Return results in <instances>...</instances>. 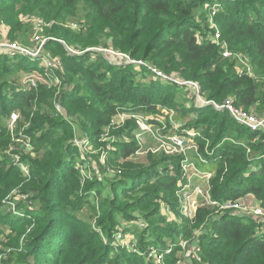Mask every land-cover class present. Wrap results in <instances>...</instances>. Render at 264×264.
Masks as SVG:
<instances>
[{"label":"trees","instance_id":"16d2710c","mask_svg":"<svg viewBox=\"0 0 264 264\" xmlns=\"http://www.w3.org/2000/svg\"><path fill=\"white\" fill-rule=\"evenodd\" d=\"M221 1L230 4L216 10L222 39L215 41L210 39L215 29L207 23L206 8ZM18 11L38 15L47 22L56 21L47 28L49 37L42 56L49 59L52 53H60L61 61L52 71H46V67L29 65L31 57L20 55L23 67L16 69L18 75L24 77L40 70L49 81L12 98L29 120L25 133L34 138L37 152L35 158L24 156L31 164V179L23 186L36 213L33 221L16 226L19 232H25L35 222L24 251L13 253L3 264L158 262L149 246L163 247L164 242L155 237L162 229L152 227L150 219L154 220L160 211L157 207L144 217L135 213L142 201L136 182L156 186L155 192H176L178 179L162 176L160 170H168L174 162L180 164L183 156H160L149 167H142L127 161L136 148L122 143L120 157L125 163L120 164L122 173L115 175L119 179L110 184L100 181L83 186L80 169L86 161L80 168L75 165L73 139L89 136L99 140L103 128L116 114L131 108L150 112L158 111L159 106L173 109L179 116V125L196 129L191 161L196 168L213 174L210 186L215 201L235 202L249 193L264 206V131L254 132L240 125L226 110L195 104L196 94L190 86L156 80L150 70L166 75L177 73L184 80L199 83L200 96L206 101L223 105L231 100L236 108L263 116L264 0H0V18L11 21ZM76 17H86L87 24L81 22L78 30L61 25ZM222 45L227 46L232 58L224 59ZM66 46L86 52L110 46L144 65L138 64L137 68L134 64H113L107 57L114 55L93 49L78 57L70 54ZM7 56L0 55L1 104L10 93L21 90L19 84L9 81L13 67ZM92 57L96 59L87 65L82 63ZM237 59L251 64L253 76L237 71ZM56 104L62 106L63 116L54 111ZM0 113L6 114L4 104ZM66 116L78 117L76 127L68 126ZM10 158L6 155L0 159V208L18 186L15 177L18 179L20 174L12 177ZM111 175L114 174L108 178ZM99 185L105 191L90 195ZM126 186L129 187L119 189ZM84 206L97 207L96 227L77 216ZM216 208L202 203L191 223L199 227ZM228 212L213 219V229L207 234L204 231L205 235L198 239L203 256L200 264H264V221ZM118 217L133 222V233L139 232V241L132 238L130 243L139 246L137 251L113 250V238L118 233H122L120 240L126 238ZM142 228L145 229L140 232ZM192 232L188 228L180 232V237L188 238ZM173 241L175 247L165 257L166 264H175L181 254L179 240ZM146 248L149 259L143 256Z\"/></svg>","mask_w":264,"mask_h":264},{"label":"rangeland","instance_id":"374dc122","mask_svg":"<svg viewBox=\"0 0 264 264\" xmlns=\"http://www.w3.org/2000/svg\"><path fill=\"white\" fill-rule=\"evenodd\" d=\"M232 1L230 0V2ZM227 4L230 3H227V1H221L214 5L211 4L206 8V17L209 16L212 20L211 23L207 19V23L209 24V26H217L220 29L219 15L218 13L216 15V10H220V8L224 7V5L226 7ZM17 10H20V7H18ZM81 22L87 24L88 20L86 17L70 18L67 21L61 22V25H63L65 28H70L71 25L77 24L80 27ZM213 22L215 24H213ZM55 23L56 21L47 22L45 19L38 15L24 13L23 11H18L15 18L11 21H7L5 18L2 17L0 18V44H15L20 48V50H28L31 53H34V51H36L43 45L45 39L47 40V38L49 37L47 34V28L52 27ZM199 39L201 40L202 37H199ZM210 39H212V36L210 37ZM221 39L219 41H221ZM225 47L227 46L222 45V49H224V51L226 49ZM66 49L70 54L78 57L85 55L88 51H104L107 54L114 55L113 58H111V56H106L107 59H109V61L113 64H134L137 66V68L139 66L138 64L132 62L134 60L129 58V56L114 51L110 46L90 48L89 50L87 49V52L85 50V52L78 50L73 46H66ZM43 51L44 47L42 46L41 56L43 54ZM2 54L8 55L7 57L11 58L10 60H7L13 67V70H11L10 74L8 75L10 76L9 81L19 84V89L21 90H17L14 93H10L12 95L6 96L3 103H0V107H2L3 104L6 107V114L0 113V159H2L3 156L9 155L11 157V164L14 167L12 169V177H15L16 175L20 174L18 176V179L15 177L18 186L15 188V190L12 191L10 195L5 198V200L3 201L4 206L0 208V237L2 238V241L0 242V264H3L4 261L8 260L13 253L19 254L24 251L27 240L29 239V234L35 226V222L32 225H29L25 232H19L16 229V226L21 225L23 222H30L34 217V213H36L35 204H33L32 206L31 202H29V196L23 193V186L29 183L31 179V164L25 158V155L32 156L33 158H35L37 152L34 151V138L29 134L25 133V131L30 127L29 120L26 119V115L22 112V108L16 106L18 104H15L14 102L12 103V98H14L16 93L18 95L20 94V92L31 90L29 85H27L26 83L27 79L32 76L39 77L41 82L49 81L46 80L44 77L45 72L40 70L29 72L28 75L24 77L18 75V71H16V69L23 67V64H20V61L22 60L20 56L21 54L16 53L11 55L9 51H7V49L0 50V55ZM223 57L224 59H230L231 55L227 57L223 55ZM17 59L18 62L15 64ZM91 59L93 60L96 58H86L82 61V63H85L87 65L89 61H91ZM47 60L48 61L46 62H51L53 66L51 68L46 67L45 69L46 71H52L56 64L58 65L60 63L61 54L52 53V56ZM4 62H6L5 59ZM30 63L31 65L33 63L32 66L38 65V68L43 67L44 69L45 67V60H43V57L34 58L32 59V61L28 62L29 65ZM251 69L252 66L249 62L237 59V71L240 74H249L253 76ZM151 73L157 80L156 75L153 72ZM167 76H170L169 81L173 83H176L177 80L185 82L187 86H190L192 88L191 92L196 94L195 104H202L203 100H200L198 96L201 91V86L199 85V83L184 80L177 73L167 74ZM15 77H17V80H15ZM193 84L198 86L199 92ZM158 109L159 110L156 112H150L145 110L144 112L141 110L140 107H138L131 108L130 110L128 109L126 111H120L113 118L110 125L108 127L103 128L104 132L101 136H99V140H93L89 136L75 137L73 139L72 144L76 149V167H82L83 161H86L85 166L80 169V175L83 178V186L84 184L88 185L89 183H95L100 181H106L107 184H110L111 181L119 179L115 175H119L122 173V168H120V164L125 163V160L120 157L123 150L122 146L124 145L122 143H125V145L127 146H133L134 148H136L134 155L128 158L127 161L139 164L142 167H149L151 165V162H153L155 159H159L160 156H165L169 158L183 156V159L181 160L180 164L174 162L168 165V170H164L163 168L160 170L162 176L165 174L171 179H178L177 185L179 189L176 192H155L156 186L154 187L153 185H147L146 183L138 181L136 182V186H140L137 189V192L139 193L140 197H142V201L140 207L135 213H139L144 217L146 214H150L155 208L157 209V207L160 211V214L156 213L153 216L155 217V219L152 220L151 218L150 221L152 227L154 226L159 227V229H162L155 237H158V239L163 241L164 244L162 248L160 247V245L149 247H151L150 249L155 251L154 253L163 252V260H161V262L153 261L151 264H166L164 259L166 256L171 255L173 253V247L175 246L172 243L175 242L173 240L176 238L177 240H179V243L181 245L184 243L186 244L185 249L180 246L181 254L179 253L178 257L175 260V264H179V261L183 262L186 259V254L190 251L187 244L193 243L198 237L200 238L210 232L213 229L211 228V225L213 224V219L220 217L221 213L228 211L216 208L215 213H211L207 217V220L202 223V225H200L199 227H196L193 223H191L195 219V215L197 213L198 206L200 205V201L196 197H193L190 200L184 199L182 193L184 190H186L190 192V195H193L192 189L195 186L203 187L206 185L205 180L203 179V177L200 176L199 173L191 171V169L194 168V163L191 161L192 152L190 151L193 150V147L196 145V142L194 137L191 138L186 133L188 132L192 136H196L198 132L195 128L187 130L184 128V125H179V120H177L179 117L177 111L173 112V109H169L163 106H159ZM54 111L56 110L54 109ZM245 112L255 113L256 115L258 114L255 111L249 110H245ZM14 113L18 117L17 119H12V114ZM77 118L78 117L75 116L69 119L68 116H66L64 120L67 121L68 126L76 127V121H78ZM20 119L22 120L21 124H23L21 128L19 127ZM138 119H140L142 123L146 125V131H143L141 129L138 123ZM174 137H182L183 139H186V145L184 144L182 147L176 146L173 141ZM84 141H86V143ZM25 145H29V147ZM108 148H110L111 150H109ZM98 160H100L101 165L98 163ZM202 161H205L204 157H202ZM91 169L95 171L92 172ZM104 170L106 171L105 173ZM198 171L204 173L206 169H198ZM110 174L114 175H111V178H108L107 175ZM128 187L129 186L119 187V189L122 191L124 189H127ZM102 188L103 187L100 185L96 186V188L92 189L90 195H93V193L98 190L103 192L104 189L101 190ZM108 192H111L110 189L108 190ZM165 200L168 203H172V206L165 202ZM238 201H240V203L249 208H256L261 206L262 209L264 208L263 205H260L261 202L249 193L241 196ZM186 205L189 206L190 210L188 215H186L183 210ZM84 207L85 208L82 211L76 212L77 216L83 221H86L92 226L96 227V222L99 217V215L96 213L97 207ZM168 208L170 209L169 215L166 214V209ZM235 216L239 217V215L237 214H235ZM118 219L121 224L124 225L123 230L124 232L126 230V238L125 240H120L115 236V239L113 238V250L115 252H122L124 248H127L134 249L135 251H137L139 248L137 244L130 245V243H132V238H134L136 241H139V232L137 234L133 233V231L135 230V225L133 226V222L124 220L123 217H118ZM13 226H15V228ZM149 228L150 227H148V230ZM188 228L193 230V232L188 236V238H181L180 232L186 231V229ZM144 229L145 228H142L140 232H143ZM204 231H206V233ZM148 239L152 240L154 239V236H148ZM170 249L172 250V252L168 253ZM147 251H149V248L147 250H144L143 256L149 259V252L147 253ZM200 258L201 261L195 262L200 264L202 262L203 256H200Z\"/></svg>","mask_w":264,"mask_h":264},{"label":"built area","instance_id":"2783aa9c","mask_svg":"<svg viewBox=\"0 0 264 264\" xmlns=\"http://www.w3.org/2000/svg\"><path fill=\"white\" fill-rule=\"evenodd\" d=\"M210 18L211 17H209V21L212 23V20ZM213 24H215V23L213 22ZM70 28H72L73 30H78L79 25L74 24V25H71ZM212 28L215 29V32L212 34V39L215 41H219L221 39V31H219L220 29L217 26L212 27ZM47 40L45 39V41L42 45L43 47H44L45 43L47 42ZM42 46L39 49H37L36 51H34V53H31L28 50H20V48L15 44L14 45L0 44V50H3V49L6 50L7 49V51H9V53L11 55L18 53V54L25 55V56L33 55L34 58H40V57H43V56H41ZM16 51H20V52H16ZM101 52H104V51H101ZM223 55L226 57L231 55V58L233 56V54L231 52L229 53V49L227 47H226ZM33 57H32V59H34ZM43 60H45V64H44L45 67L51 68L53 66V64L50 61H49L50 63H47L46 61H48V60L44 59V57H43ZM239 60H241V59H239ZM242 61H244V60H242ZM132 62L139 64V65H144V63L142 61H135L134 60ZM150 70H151V72H153L156 75L157 78L162 79L163 81L171 82V81H169L170 76H167L162 71L157 70V69H153V68H150ZM39 83H42L40 81L39 77L32 76V77L27 79L26 84L29 85L30 89H32V88H37ZM176 84H179L182 86L187 85L185 82L179 81V80L176 81ZM193 85L197 88V91L199 92L198 86L195 84H193ZM198 96H199L200 100H203L201 105L206 106L207 103H211V105H213L218 110L228 111L230 113L231 117L240 125L248 128L254 132L255 131H264V115L260 116L258 114L256 115L255 113L245 112V110H243V109H238L233 105L231 100L226 101L223 105H218L212 101L204 100L200 96V93L198 94ZM55 110L60 115H63V109H62V106L60 104H56ZM17 118L18 117L15 113L12 114V119H17ZM138 123H139V126L141 127V129L143 131H146V129H147L146 125L143 124L140 119H138ZM186 134H188L192 138V135L190 133L187 132ZM86 141H88V140H86ZM86 141H84V142L86 143ZM173 141H174L176 146L182 147L184 144L186 145L187 140L183 139L182 137H174ZM25 146H27V145H25ZM84 146H86V145H84ZM27 147H29V145ZM108 149L111 150L110 148H108ZM190 165H191V163H190ZM193 167H194L193 172L199 173L200 176L203 177V179L205 180L206 185L203 187L202 186H195L192 189L193 195H190L189 194L190 192L184 190L182 193V196L184 199L190 200L193 197L198 198L200 201V205L198 206V209H199V207H201L202 203L203 204L207 203L210 205H215L216 207H218V209L230 211L231 213H234V215L237 214L239 216H248V217H251V218H254L257 220L264 221V208L262 209V206L256 207V208H249V207L243 205L242 203H240V201H235V202L228 201V202H225L223 204H221L218 201H215L211 195V186H210V180L212 179L213 174L210 172H207V171H205L204 173L199 172L198 169H200V168H196L195 164L193 165ZM163 210H164V208H163ZM183 210H184L186 215H188L190 212L188 205H186L183 208ZM197 212H198V210H197ZM166 214L167 215L170 214L169 208L166 209ZM116 237L120 239L122 237V234L118 233ZM198 239H199V237L193 243L187 244L190 251L186 254V259L183 262L179 261V264H187V262L201 261L200 256H202V247L198 244ZM1 241H2V238L0 237V242ZM180 246L183 247V249H185L186 244L185 243L182 245L180 244ZM154 252L155 251L152 250L151 255H154L155 259H157L158 262H161V260H163V255L159 254L158 252H156V253H154ZM169 252H172V250L170 249L168 251V253Z\"/></svg>","mask_w":264,"mask_h":264},{"label":"water","instance_id":"95a60500","mask_svg":"<svg viewBox=\"0 0 264 264\" xmlns=\"http://www.w3.org/2000/svg\"><path fill=\"white\" fill-rule=\"evenodd\" d=\"M88 52H89V51H88ZM27 56H29V57H31V58L33 57V55H27ZM33 58H34V57H33ZM210 105H211V103H207V104H206V106H210Z\"/></svg>","mask_w":264,"mask_h":264}]
</instances>
